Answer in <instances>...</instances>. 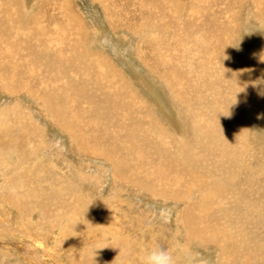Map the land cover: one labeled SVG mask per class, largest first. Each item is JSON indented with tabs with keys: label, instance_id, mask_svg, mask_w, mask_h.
<instances>
[{
	"label": "rangeland",
	"instance_id": "rangeland-1",
	"mask_svg": "<svg viewBox=\"0 0 264 264\" xmlns=\"http://www.w3.org/2000/svg\"><path fill=\"white\" fill-rule=\"evenodd\" d=\"M0 123V264H264V0H0Z\"/></svg>",
	"mask_w": 264,
	"mask_h": 264
},
{
	"label": "bare ground",
	"instance_id": "bare-ground-1",
	"mask_svg": "<svg viewBox=\"0 0 264 264\" xmlns=\"http://www.w3.org/2000/svg\"><path fill=\"white\" fill-rule=\"evenodd\" d=\"M28 3H29V1H28ZM124 7H125V6H124ZM126 7H127V6H126ZM144 8H145V7H144ZM124 10H125V9H124ZM172 11H174V10H172ZM125 12H126V11H125ZM208 13H209V12H208ZM164 14H166V13H164ZM211 14H212V13H211ZM211 14H210V16H211ZM208 15H209V14H207V16H208ZM200 17H201V16H200ZM203 17H204V16H203ZM210 18H211V17H210ZM213 18H214V16L212 17V19H213ZM177 19H178V18H177ZM212 19H211V21H212ZM192 20H193V19H192ZM194 20H195V19H194ZM208 20H210V19H208ZM214 20H215V19H214ZM214 20H213V21H214ZM204 21H205V20H204ZM211 21H210V22H211ZM190 22H191V21H190ZM210 22H209V23H210ZM126 23H127V22H126ZM172 23H173V22H172ZM191 23L193 24V22H191ZM202 23H204V25L206 24V22H202ZM140 24H141V23H140ZM173 24H174V23H173ZM215 24H216V23H215ZM260 24H262V22H261ZM174 25H176V24H174ZM209 25H210V24H209ZM209 25H208V27H209ZM216 25H217V24H216ZM221 25H222V24H221ZM117 26H118V24H117ZM205 26H207V25H205ZM257 26H258V25H256L255 27L257 28ZM262 26H263V25H262ZM179 27H180V26H179ZM189 27L191 28V25H190V24H189ZM136 28H137V27H136ZM190 28H189V29H190ZM202 28H203V27H200V28H199L198 25H197V28H196V29H197L198 31H200V30L203 31V29H205V27H204L203 29H202ZM196 29H195V31H196ZM210 29H211V28H210ZM218 29H219V28H218ZM205 30H206V29H205ZM205 30H204V31H205ZM212 30H213V29H212ZM18 31H19V30H18ZM180 31H181V30H180ZM186 31H187V30H186ZM195 31H194V32H195ZM210 31H211V30H210ZM211 32H212V31H211ZM196 33H197V32H196ZM17 34H18V33H17ZM194 34H195V33H194ZM136 36H137V35H136ZM175 38H176V37H175ZM169 40H170V38H169ZM169 40H168V41H169ZM173 40H174V39H173ZM182 41H183V40H182ZM144 42H145V41H144ZM171 42H172V41H171ZM181 43H182V42H181ZM183 43H184V42H183ZM167 45H168V44H167ZM172 45H173V44H172ZM148 46H149V45H148ZM140 50H141V49H140ZM150 50H151V49H150ZM150 50H149V51H150ZM146 53H147V52H146ZM233 53H235V52H233ZM148 54H149V53H148ZM148 56H149V55H148ZM143 58H144V57H143ZM23 65H24V64H23ZM25 67H26V66H25ZM29 67H30V66H29ZM20 71H21V70H20ZM26 72H27V71H26ZM42 85H43V84H42ZM39 88H40V87H39ZM152 89H153V88L151 87V90H152ZM154 92H155V91H154ZM155 93H156V92H155ZM154 95L157 96L156 94H154ZM156 100H157V99H156ZM162 103H163V102H162ZM172 115H173V113H172ZM0 124H2V123H0ZM214 139H215V138H214ZM190 155H191V154H190ZM188 157H189V156H188ZM188 157H187V158H188ZM188 159H189V158H188ZM2 160H3V159H2ZM182 160H183V159H182ZM191 161H192V160H191ZM188 166H189V165H188ZM133 184H134V183H133ZM139 185H140V184H139ZM163 190H164V189H163ZM161 193H163V192H161ZM164 193H165V192H164ZM157 195H158V194H157ZM164 195H165V194H164ZM58 202H59V201H58ZM221 206H222V205H221ZM218 208H219V207H218ZM225 209H226V208H225ZM219 212H220L221 215L224 213V214L222 215V218L220 219L221 222L224 221V219L226 220V219L228 218V214H229L228 212H227V213H225L226 211H223V212L219 211ZM202 213H203V212H202ZM188 221H189V220H188ZM226 222H227V221H226ZM198 226H199V225H198ZM216 228H217V227H216ZM196 231H197V230H196ZM196 231H195V232H196ZM193 232H194V231H193ZM212 232H213V231H212ZM216 232H217V231H216ZM223 232H224V231H223ZM197 233H198V232H197ZM197 233H196V234H197ZM219 233H220V231H219ZM194 234H195V233H194ZM200 234H201V233H200ZM217 234H218V232L216 233V236H217ZM221 235H222V234H220V235H218V236H221ZM214 236H215V235H214ZM214 236H213V237H214ZM213 237L210 236V235H206V234L204 235V234H203V235L200 236V238L196 237V240H200V239H201V241L207 240L206 242H211V241H214V239H215V238H213ZM224 237H226L225 234L222 235V236L220 237V239H221V238H224ZM226 238H227V237H226ZM226 238H225V240H226ZM227 239H228V238H227ZM217 240H218V239H217ZM225 240H224V241H225ZM227 241H228V240H227ZM187 243H188V242H187ZM197 243H198V242H197ZM204 243H205V241H204ZM215 243H218V242L215 241ZM205 244H206V243H205ZM188 245H189V244H188ZM209 245H211V244H209ZM207 246H208V245H207ZM213 246H214V245H213ZM222 246H223V243L220 244V247H221L220 250L223 249ZM174 247H175V246H174ZM185 247H186V246H185ZM228 248H229V247H228ZM232 248H233V247H232ZM120 249H121V248H120ZM123 249H125V250H127V251L130 250V249H126V248H123ZM123 249H121V250H122L121 252L124 251ZM218 249H219V248H218ZM242 249H243V248H242ZM115 250H116V249H115ZM245 250H246V249H245ZM127 251H126V252H127ZM229 251H230V250H229ZM232 251H233V250H232ZM106 252H107V251H106ZM121 252L118 251V250H116L115 255H116L117 260L120 259L119 257L121 256ZM243 252H244V251H242V253H243ZM246 252H247V251H246ZM137 253H138V251H137ZM234 253H235V252H234ZM248 253H249V252H247V254H248ZM218 254H219V253H218ZM223 255H224V254H223ZM223 255H222V256H223ZM138 256H139V255H138ZM141 257H143V256H141ZM141 257H140V258H141ZM195 257H196V256H195ZM114 258H115V257H114ZM188 258H189V257H188ZM110 260H111V259H110ZM112 260H113V259H112ZM112 260H111V261H112ZM121 260H123V259H121ZM135 260H136V259H135ZM142 260H143V259H142ZM190 260H191V259H190ZM233 260H234V259H233ZM119 261H120V260H119ZM174 261H175V260H174ZM183 261H184V259H183ZM101 262H102V261H101ZM109 262H110V261H109ZM109 262H108V263H109ZM114 262H115V261H114ZM137 262H138V261H137ZM104 263H105V262H104ZM134 263H135V262H134ZM218 263H219V262H218ZM111 264H112V263H111ZM115 264H116V263H115ZM137 264H139V263H137ZM140 264H141V263H140ZM181 264H182V263H181ZM201 264H202V263H201ZM225 264H226V263H225ZM232 264H234V262H232ZM250 264H251V263H250ZM253 264H254V263H253ZM255 264H256V263H255Z\"/></svg>",
	"mask_w": 264,
	"mask_h": 264
},
{
	"label": "clouds",
	"instance_id": "clouds-1",
	"mask_svg": "<svg viewBox=\"0 0 264 264\" xmlns=\"http://www.w3.org/2000/svg\"><path fill=\"white\" fill-rule=\"evenodd\" d=\"M108 246V245H105ZM102 247H96L93 249V257L95 256L96 249H101ZM92 257V258H93ZM142 264H175L174 259L172 255L163 249H160L158 247L153 248L150 252H148L145 257L143 258Z\"/></svg>",
	"mask_w": 264,
	"mask_h": 264
}]
</instances>
